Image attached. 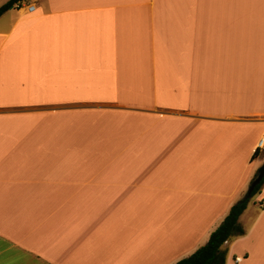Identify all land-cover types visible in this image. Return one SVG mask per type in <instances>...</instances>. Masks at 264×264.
<instances>
[{"label": "crops", "instance_id": "obj_1", "mask_svg": "<svg viewBox=\"0 0 264 264\" xmlns=\"http://www.w3.org/2000/svg\"><path fill=\"white\" fill-rule=\"evenodd\" d=\"M27 1L0 16V264L191 256L264 161V0ZM252 199L225 264H264Z\"/></svg>", "mask_w": 264, "mask_h": 264}, {"label": "trees", "instance_id": "obj_2", "mask_svg": "<svg viewBox=\"0 0 264 264\" xmlns=\"http://www.w3.org/2000/svg\"><path fill=\"white\" fill-rule=\"evenodd\" d=\"M23 0H10L0 8V16L5 13L10 7ZM258 151L253 155V158L258 156ZM264 180L254 188L249 194L233 205L225 217L224 221L213 231L208 242L198 248L191 256L180 260L176 264H225L226 251L222 249L223 245L229 240L243 236L245 231L239 223V218L247 209L253 197L260 193Z\"/></svg>", "mask_w": 264, "mask_h": 264}, {"label": "built area", "instance_id": "obj_3", "mask_svg": "<svg viewBox=\"0 0 264 264\" xmlns=\"http://www.w3.org/2000/svg\"><path fill=\"white\" fill-rule=\"evenodd\" d=\"M16 7L18 9H21V8H26V10L28 12H33L35 10V6L32 5L30 3V1H27V0H23L19 3L16 4ZM258 150H264V137H262L259 142H258V146H257Z\"/></svg>", "mask_w": 264, "mask_h": 264}, {"label": "water", "instance_id": "obj_4", "mask_svg": "<svg viewBox=\"0 0 264 264\" xmlns=\"http://www.w3.org/2000/svg\"><path fill=\"white\" fill-rule=\"evenodd\" d=\"M262 180H264V165H262L256 172L249 186L248 193L250 194L254 190V188L262 182Z\"/></svg>", "mask_w": 264, "mask_h": 264}, {"label": "rangeland", "instance_id": "obj_5", "mask_svg": "<svg viewBox=\"0 0 264 264\" xmlns=\"http://www.w3.org/2000/svg\"><path fill=\"white\" fill-rule=\"evenodd\" d=\"M262 165H264V161H261L260 163H259V168L262 166ZM258 168V169H259ZM253 201V199L250 201V202H252Z\"/></svg>", "mask_w": 264, "mask_h": 264}]
</instances>
